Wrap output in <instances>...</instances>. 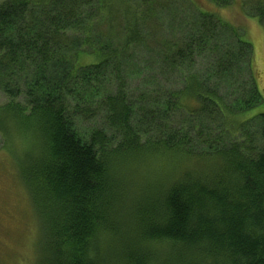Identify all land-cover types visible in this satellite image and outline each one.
Returning <instances> with one entry per match:
<instances>
[{
  "label": "trees",
  "instance_id": "obj_1",
  "mask_svg": "<svg viewBox=\"0 0 264 264\" xmlns=\"http://www.w3.org/2000/svg\"><path fill=\"white\" fill-rule=\"evenodd\" d=\"M190 1L0 0V137L27 146L37 264H264L253 48ZM249 13L264 26V0Z\"/></svg>",
  "mask_w": 264,
  "mask_h": 264
},
{
  "label": "rangeland",
  "instance_id": "obj_2",
  "mask_svg": "<svg viewBox=\"0 0 264 264\" xmlns=\"http://www.w3.org/2000/svg\"><path fill=\"white\" fill-rule=\"evenodd\" d=\"M257 1L261 0H232L231 5L227 7H219L211 0L190 1L199 5L202 10L216 13L221 19L238 28L243 38L252 45L251 67L250 70L243 72L244 82L248 81L249 84V79L253 76L254 83L262 99L256 106L241 113L238 117L239 120H246L264 112V26L260 23L258 17L251 16L249 13ZM161 15L166 22L170 13L168 10L164 13L161 11ZM177 26L173 25L172 29ZM183 27L179 31L177 29H173V31L178 36H182L186 33L184 23ZM220 34L218 36L220 42L229 44V46L233 45L227 32L222 31ZM164 36L172 37L170 32H165ZM137 54L138 61L149 60L148 55H145L142 51H137ZM150 65L152 64L150 63ZM130 79L136 80L137 76L132 74L129 77ZM163 81L162 83L166 85L170 79L164 78ZM178 88H180V85ZM230 118L233 119L231 116ZM245 126H247L246 123ZM2 142L3 139L0 137V264H37L40 255L38 226L27 192L21 184L16 163V157L22 155L27 146L18 141L16 142L17 147L13 149L10 146L11 151H8L3 147ZM201 148L199 145L195 147L196 150ZM114 245L115 250L119 251V246ZM106 249L111 251L112 247L109 245L106 246ZM106 249L104 248L105 253ZM159 264H168V262Z\"/></svg>",
  "mask_w": 264,
  "mask_h": 264
},
{
  "label": "bare ground",
  "instance_id": "obj_3",
  "mask_svg": "<svg viewBox=\"0 0 264 264\" xmlns=\"http://www.w3.org/2000/svg\"><path fill=\"white\" fill-rule=\"evenodd\" d=\"M233 132V131H232ZM189 155H191V154H189Z\"/></svg>",
  "mask_w": 264,
  "mask_h": 264
}]
</instances>
